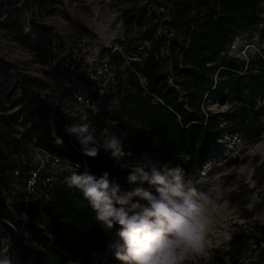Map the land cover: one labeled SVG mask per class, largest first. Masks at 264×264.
<instances>
[{
  "label": "trees",
  "instance_id": "trees-1",
  "mask_svg": "<svg viewBox=\"0 0 264 264\" xmlns=\"http://www.w3.org/2000/svg\"><path fill=\"white\" fill-rule=\"evenodd\" d=\"M47 1L55 5L62 0ZM133 2L122 9L127 34L117 41L119 49L102 52L110 54L117 75V82L102 94L76 52L62 56V68L74 81L67 93H56L47 81L0 57V222L24 264H103L109 244L127 241L151 211L137 204L145 133L159 135L171 167L189 173L202 169L224 131H241L250 139L264 132V104L259 103L264 96V48L256 60L222 53L244 27H264L261 0ZM9 12L0 4V18ZM4 25L42 63L55 58L48 25L32 21L35 40L18 17ZM163 48L168 49L165 57ZM171 75L178 87L169 81ZM6 79L13 83L7 86ZM72 91L99 97V111L88 113L81 127L72 129V144L64 136L55 143L51 118L62 124L65 96L70 93L71 104L84 109ZM207 93H216L220 101L232 95L236 103L222 114L206 110ZM7 103L17 109L7 112ZM19 119L23 139L9 137ZM141 120L150 132L138 126ZM33 137L61 157L78 161L83 154L88 163L84 179L56 180L46 194L28 192L32 166L29 154L22 153ZM17 167L21 173L14 177ZM161 186L162 196L166 188ZM211 252L201 264H264V220L240 226L228 246Z\"/></svg>",
  "mask_w": 264,
  "mask_h": 264
},
{
  "label": "rangeland",
  "instance_id": "rangeland-1",
  "mask_svg": "<svg viewBox=\"0 0 264 264\" xmlns=\"http://www.w3.org/2000/svg\"><path fill=\"white\" fill-rule=\"evenodd\" d=\"M133 3L62 0L51 5L47 0H0L10 9L0 18V57L47 81L56 93H65L74 87V81L62 68V56L68 51L76 52L83 63L99 66L103 50L119 49L117 41L127 34L122 9ZM261 5L264 9V0ZM13 17L20 19L32 40L37 35L30 27L33 20L48 25L56 44L55 58L42 63L35 50L17 39L15 32L4 25ZM262 26L259 23L241 29L231 41L235 49L229 56L256 60L264 48ZM7 81V86L13 83ZM235 103L232 95L220 101L212 93L205 108L222 114ZM259 103L264 104V96ZM11 107L7 112H14ZM138 126L149 130L142 120ZM141 140L146 142V154L139 169L141 191L137 204L151 211L148 209L127 241L108 245L103 264H201L209 260L212 249L228 246L232 233L240 226L264 220V132L250 139L241 131H224L202 169L189 173H179L171 167L168 150L159 135L145 133ZM163 183L166 189L161 196ZM17 232L25 234L23 230ZM0 264H24L1 222Z\"/></svg>",
  "mask_w": 264,
  "mask_h": 264
},
{
  "label": "built area",
  "instance_id": "built-area-1",
  "mask_svg": "<svg viewBox=\"0 0 264 264\" xmlns=\"http://www.w3.org/2000/svg\"><path fill=\"white\" fill-rule=\"evenodd\" d=\"M145 44L149 45V42L146 41ZM232 46L233 44H230L228 49L222 51V53H228V55L233 53L231 50L235 48ZM117 48L118 47L114 49ZM167 54L168 49L163 48L161 55L165 57ZM102 56L103 58L101 59V63L97 67H92L91 65L88 66V64L85 62L83 64V67L87 69V75H90V77L95 80L97 84L102 86L98 88L101 94L108 88L110 84L117 82V75L114 68L115 66L112 64L110 54L106 53ZM169 81L172 85L178 87V85L174 82V76L171 75ZM93 88H96V86H93ZM71 90H66L65 93ZM117 90L118 92L120 91L119 88H117ZM70 95L71 94L69 93L63 100L61 112L62 124L57 122L54 118H51L52 136L54 137L55 143H62L64 136L67 138L69 144H72V129L77 130L80 128L83 120L87 119L88 113L99 111V97H95L93 95L85 96L78 92L72 91L73 97H75L84 108L83 110L79 111V105L77 106L71 104ZM7 105H10V103H7ZM11 108H14L15 111L17 106H12ZM20 122L21 119H19L18 122L13 123L16 129L10 131L7 134L9 137L23 139L24 136H21L23 132V125ZM35 140V137L27 139L26 144H24L25 150L22 153L23 157H25L26 152L29 154V161L32 166L28 172L29 178L26 179L28 192L31 193L33 191L35 195L41 192L46 194L53 187V184L56 180L81 182L84 179V171L88 168V163L83 154V158H80L78 161L69 157H61L60 155L52 153L44 147L37 145ZM20 173V167L15 168L13 171L14 177H18ZM17 183L18 182L16 181L14 184L16 185V189H19V185ZM22 214L25 215V212L22 211ZM251 244L253 248H256V244L253 240H251Z\"/></svg>",
  "mask_w": 264,
  "mask_h": 264
},
{
  "label": "bare ground",
  "instance_id": "bare-ground-1",
  "mask_svg": "<svg viewBox=\"0 0 264 264\" xmlns=\"http://www.w3.org/2000/svg\"><path fill=\"white\" fill-rule=\"evenodd\" d=\"M200 215V211H198V213L196 214V218ZM173 233L170 234V237H172Z\"/></svg>",
  "mask_w": 264,
  "mask_h": 264
}]
</instances>
